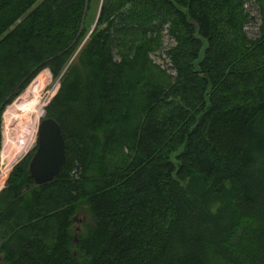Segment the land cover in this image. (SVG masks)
<instances>
[{
  "label": "trees",
  "instance_id": "trees-1",
  "mask_svg": "<svg viewBox=\"0 0 264 264\" xmlns=\"http://www.w3.org/2000/svg\"><path fill=\"white\" fill-rule=\"evenodd\" d=\"M92 6L0 0V112L48 69L57 87L40 115L65 154L40 184L35 146L12 166L0 261L264 264V0H100L87 33ZM163 34L171 74L148 55Z\"/></svg>",
  "mask_w": 264,
  "mask_h": 264
},
{
  "label": "rangeland",
  "instance_id": "rangeland-1",
  "mask_svg": "<svg viewBox=\"0 0 264 264\" xmlns=\"http://www.w3.org/2000/svg\"><path fill=\"white\" fill-rule=\"evenodd\" d=\"M92 2L93 6L91 7L90 11V17L88 18V29L87 33L92 28L96 14L97 9L100 0H90ZM246 9L250 11L252 14V18L245 23V31L249 37L256 36L257 34V24H258V15L255 9V6L251 3V1L246 2ZM172 44L171 38H169L166 34H163L161 36L160 40V46L158 48L152 49L149 51V58L159 65L160 68H164V72L166 74H171L173 72V69L170 66L168 57L166 56L165 50L168 48L169 45ZM47 69V68H43ZM41 69V70H43ZM40 70V71H41ZM48 70V69H47ZM43 70L38 77H36L24 90V88L19 91L12 99H16V102L12 104V106H9L5 111V125L8 127L9 125H14L18 128H29L30 125H33L34 120V114L36 111H39V118L40 119V109L41 105L43 106L46 101L49 99V97L54 93L56 87H57V78H53L49 71ZM48 74V76H47ZM24 90V91H23ZM23 91V92H22ZM11 99V101H12ZM24 101L26 104H28L31 107V121L27 127H25L24 124V116L27 114L24 112H20L19 109V102ZM6 106V104H5ZM5 106L0 112V121L2 119V113L5 109ZM18 124V125H17ZM8 125V126H7ZM30 130V129H29ZM30 133V132H29ZM88 213L85 211V208H79L76 213L73 216V220L71 223V231H72V241L75 242L76 238L78 237L79 232H82L85 226V223L88 221ZM0 264H3V262L0 261Z\"/></svg>",
  "mask_w": 264,
  "mask_h": 264
},
{
  "label": "water",
  "instance_id": "water-1",
  "mask_svg": "<svg viewBox=\"0 0 264 264\" xmlns=\"http://www.w3.org/2000/svg\"><path fill=\"white\" fill-rule=\"evenodd\" d=\"M64 160V143L59 125L52 117L45 116L43 109L36 127V144L27 163L34 184L50 180Z\"/></svg>",
  "mask_w": 264,
  "mask_h": 264
},
{
  "label": "built area",
  "instance_id": "built-area-1",
  "mask_svg": "<svg viewBox=\"0 0 264 264\" xmlns=\"http://www.w3.org/2000/svg\"><path fill=\"white\" fill-rule=\"evenodd\" d=\"M16 100L12 99V101L6 104L0 121V189L3 187L12 166L36 144V127L39 116L34 123V129L30 133L27 129L18 128L15 125L14 127L12 125H7L8 127H6L4 123L6 109L12 106Z\"/></svg>",
  "mask_w": 264,
  "mask_h": 264
},
{
  "label": "bare ground",
  "instance_id": "bare-ground-1",
  "mask_svg": "<svg viewBox=\"0 0 264 264\" xmlns=\"http://www.w3.org/2000/svg\"><path fill=\"white\" fill-rule=\"evenodd\" d=\"M31 108V107H30ZM40 109V108H39ZM38 114H39V111H36L35 112V114H34V120L36 121V119L38 118ZM30 115H32L31 113H30ZM30 119H31V116H30ZM31 121V120H30ZM35 122H33V125H30L29 126V128H27V130H28V132H30L31 130H33L34 129V127H35V124H34ZM31 124V123H30ZM30 129V130H29Z\"/></svg>",
  "mask_w": 264,
  "mask_h": 264
}]
</instances>
